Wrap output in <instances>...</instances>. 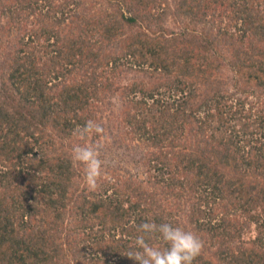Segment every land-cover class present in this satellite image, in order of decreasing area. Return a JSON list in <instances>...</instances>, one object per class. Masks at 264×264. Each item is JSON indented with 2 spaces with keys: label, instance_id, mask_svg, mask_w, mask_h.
Here are the masks:
<instances>
[{
  "label": "trees",
  "instance_id": "obj_1",
  "mask_svg": "<svg viewBox=\"0 0 264 264\" xmlns=\"http://www.w3.org/2000/svg\"><path fill=\"white\" fill-rule=\"evenodd\" d=\"M0 21V264H135L143 222L193 232V264H264V0H0ZM111 94L146 177L88 191L70 143Z\"/></svg>",
  "mask_w": 264,
  "mask_h": 264
},
{
  "label": "clouds",
  "instance_id": "obj_2",
  "mask_svg": "<svg viewBox=\"0 0 264 264\" xmlns=\"http://www.w3.org/2000/svg\"><path fill=\"white\" fill-rule=\"evenodd\" d=\"M89 134L103 135L104 128L93 120L85 122L78 135L86 138ZM102 145L76 144L72 147L71 159L84 166L85 186L88 191L98 188V181L102 176V161L100 149ZM134 251H128L126 257L135 264H193L200 256L203 241L193 232L173 226L170 223L157 224L143 222L137 227ZM154 234H159L163 247H154L148 241Z\"/></svg>",
  "mask_w": 264,
  "mask_h": 264
},
{
  "label": "rangeland",
  "instance_id": "obj_3",
  "mask_svg": "<svg viewBox=\"0 0 264 264\" xmlns=\"http://www.w3.org/2000/svg\"><path fill=\"white\" fill-rule=\"evenodd\" d=\"M100 5L101 2H99L98 6ZM102 7L109 10L108 1L102 2ZM173 21L174 20L171 17H168L166 25L171 27L174 26ZM221 26H223V24ZM13 48L12 45L7 46L5 52L2 53L0 57V94L2 93L1 83L4 81V76H1L2 65H6L3 57L6 52L12 51ZM224 56H228L227 53H225ZM220 71L223 72L222 76H224V80L231 83V80L228 79V77L232 76L231 71L226 70L225 66L224 68H221ZM102 102L103 103L99 101L97 104L98 108L102 111L100 116L101 120L97 123L103 126L104 134L100 136L89 134L88 138H84V140L78 135L73 137L74 139L70 144H72V146H74L73 144L102 145V148L100 149L102 169L110 167L113 168V170L119 169L123 175L131 174L136 179L141 178L142 176L145 178L146 168L143 163V158L146 149L136 141L132 140L126 133V128L122 126L123 123L120 120V112L123 105L120 97L117 94L106 95L105 98L102 99ZM95 103H97V101ZM66 142L69 144L70 140H66ZM81 171V175L85 177L84 166L83 169L81 168ZM260 210L261 206L252 207L250 212L256 214L257 212L259 213ZM237 214L241 216L239 212ZM240 220L243 221L241 217ZM182 223L189 227V224L185 221ZM254 227L255 225L251 224V228L244 229L245 237L252 235ZM215 248L216 247L207 244L206 255L210 258H214Z\"/></svg>",
  "mask_w": 264,
  "mask_h": 264
}]
</instances>
